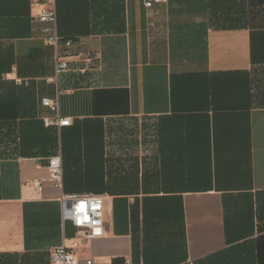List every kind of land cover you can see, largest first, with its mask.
I'll use <instances>...</instances> for the list:
<instances>
[{
  "label": "crops",
  "instance_id": "crops-1",
  "mask_svg": "<svg viewBox=\"0 0 264 264\" xmlns=\"http://www.w3.org/2000/svg\"><path fill=\"white\" fill-rule=\"evenodd\" d=\"M231 2L221 26L212 0L59 1L51 83L46 0H0V253L51 264L78 239L79 264H194L264 233V0ZM56 96L70 126L44 124ZM68 193L102 199L103 237L63 218Z\"/></svg>",
  "mask_w": 264,
  "mask_h": 264
},
{
  "label": "built area",
  "instance_id": "built-area-1",
  "mask_svg": "<svg viewBox=\"0 0 264 264\" xmlns=\"http://www.w3.org/2000/svg\"><path fill=\"white\" fill-rule=\"evenodd\" d=\"M168 0H143L144 6L150 7L154 3H164ZM47 5L38 14V21L41 23V34L48 44L56 48V66L55 73L49 77L47 81L58 83L59 78L70 71L67 58L70 54V49L73 45L71 38H64L60 35L57 25L56 1L46 0ZM93 61L92 54H85L83 62L86 64L83 68L77 70L80 74H85L88 70V65ZM20 85L23 82L17 81ZM61 90L58 89V94ZM41 103L55 112L54 118H45L46 126H55L57 128L70 126L72 121L68 117H61L59 111V99L42 98ZM47 168L50 175V180L61 186L63 179L62 158L60 152L47 158ZM37 187L40 189V183L37 182ZM62 215L65 220H69L77 233L81 237L87 239L101 238L105 234L103 220V202L99 196L92 194H77L68 193L60 197ZM79 247L78 239H74L70 245H59L51 248L48 252L51 264H79L77 259V249ZM85 264H92L91 259H87ZM129 264V262L127 263ZM179 264H192L191 262H182Z\"/></svg>",
  "mask_w": 264,
  "mask_h": 264
},
{
  "label": "trees",
  "instance_id": "trees-1",
  "mask_svg": "<svg viewBox=\"0 0 264 264\" xmlns=\"http://www.w3.org/2000/svg\"><path fill=\"white\" fill-rule=\"evenodd\" d=\"M55 1L58 18L59 14H61L59 9V1L63 4L69 0ZM232 6H234V4L231 2V0H212V13L213 15L215 14L214 18H216L218 25L224 26V24H219V22L221 21L224 23V21L228 19L225 18V16L229 15V10L227 9L231 8ZM225 9L227 13L225 12ZM229 26L233 27L236 25L232 24ZM258 216L260 220L264 219V202L259 205ZM260 229L263 230L264 226ZM17 259L18 255L0 253V264H18ZM194 264H264V233L255 238H249L241 242H237L223 251L217 252L202 260L194 262Z\"/></svg>",
  "mask_w": 264,
  "mask_h": 264
}]
</instances>
